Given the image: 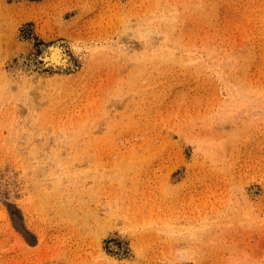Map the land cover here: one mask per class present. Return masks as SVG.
Wrapping results in <instances>:
<instances>
[{
  "label": "rangeland",
  "instance_id": "1",
  "mask_svg": "<svg viewBox=\"0 0 264 264\" xmlns=\"http://www.w3.org/2000/svg\"><path fill=\"white\" fill-rule=\"evenodd\" d=\"M0 264H264V0H0Z\"/></svg>",
  "mask_w": 264,
  "mask_h": 264
},
{
  "label": "bare ground",
  "instance_id": "2",
  "mask_svg": "<svg viewBox=\"0 0 264 264\" xmlns=\"http://www.w3.org/2000/svg\"><path fill=\"white\" fill-rule=\"evenodd\" d=\"M146 44H148L147 46L154 47L156 45V41L150 40V42L148 43V39L146 37ZM132 48L133 47L130 45L125 47V49L128 50ZM161 51L164 50L161 49ZM42 57L44 59V63H46L47 66L50 65L53 67H66L70 66L71 64V59L60 42H54L46 47L42 53ZM110 246L113 249H119V246L115 242H111Z\"/></svg>",
  "mask_w": 264,
  "mask_h": 264
}]
</instances>
